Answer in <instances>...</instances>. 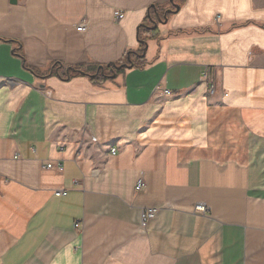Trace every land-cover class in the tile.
Returning a JSON list of instances; mask_svg holds the SVG:
<instances>
[{
	"label": "crops",
	"instance_id": "0c3cea01",
	"mask_svg": "<svg viewBox=\"0 0 264 264\" xmlns=\"http://www.w3.org/2000/svg\"><path fill=\"white\" fill-rule=\"evenodd\" d=\"M176 4L0 0V264H264V0Z\"/></svg>",
	"mask_w": 264,
	"mask_h": 264
},
{
	"label": "built area",
	"instance_id": "2783aa9c",
	"mask_svg": "<svg viewBox=\"0 0 264 264\" xmlns=\"http://www.w3.org/2000/svg\"><path fill=\"white\" fill-rule=\"evenodd\" d=\"M123 14L119 11H115L114 12V18L115 21L119 22L123 19ZM89 28V23L86 19L81 20L78 25L75 27V32L78 34H85L88 31ZM162 96L164 97H176V95H173L171 92L167 91V90H162ZM93 142H95L94 139H92ZM115 154V150H111V155ZM46 169L48 170H55L58 173H61L62 168L60 165L58 164H46L45 166ZM92 176L94 177H99L102 174V170H93L91 172ZM143 187V182L140 179L137 182V186H136V190L139 191L141 188ZM64 195V191H58L55 193L56 197H61ZM193 214L195 215H203L205 214V208L203 206H196L193 210ZM157 215V210L156 209H146L144 211L141 212L140 215V221H139V230L143 232V230L146 229V226L148 225V223L153 220L155 218V216ZM75 228H78V225L74 226Z\"/></svg>",
	"mask_w": 264,
	"mask_h": 264
},
{
	"label": "trees",
	"instance_id": "16d2710c",
	"mask_svg": "<svg viewBox=\"0 0 264 264\" xmlns=\"http://www.w3.org/2000/svg\"><path fill=\"white\" fill-rule=\"evenodd\" d=\"M169 4H170V8L167 11H165L164 14L162 15L163 21H166L170 15L174 14L178 10L179 5L176 4V0H169ZM147 19L151 20V18L149 16ZM161 21L162 20H159L160 23H161ZM151 22H152V20H151ZM151 31H153V33H154L155 26L150 28L144 23L139 26V28L137 29V41L139 44L138 51L126 53L125 54L126 55L125 56V64L114 67L113 69L115 71L132 68L134 66V63L130 60L131 56L136 57L137 59H142V57L144 56V53L146 51V39L148 37L147 34L151 33ZM113 69H110L112 73H113ZM74 73L81 74L80 72H74ZM99 74H100V76L104 77L101 72H99ZM95 76H97V75H95ZM95 76H93V77H95Z\"/></svg>",
	"mask_w": 264,
	"mask_h": 264
},
{
	"label": "water",
	"instance_id": "95a60500",
	"mask_svg": "<svg viewBox=\"0 0 264 264\" xmlns=\"http://www.w3.org/2000/svg\"><path fill=\"white\" fill-rule=\"evenodd\" d=\"M101 69V68H100Z\"/></svg>",
	"mask_w": 264,
	"mask_h": 264
}]
</instances>
